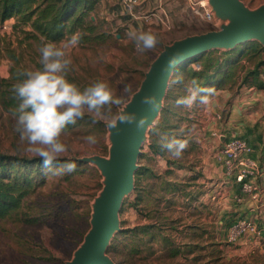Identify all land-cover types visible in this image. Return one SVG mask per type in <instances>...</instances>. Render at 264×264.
Masks as SVG:
<instances>
[{"label": "rangeland", "instance_id": "rangeland-1", "mask_svg": "<svg viewBox=\"0 0 264 264\" xmlns=\"http://www.w3.org/2000/svg\"><path fill=\"white\" fill-rule=\"evenodd\" d=\"M242 1L252 10L264 4V0ZM144 3L140 0L128 7L122 0H99L89 16L95 25L92 36L96 37L79 39L71 49L70 81L83 88L103 80L117 96L121 95L124 84L131 83L136 93L152 62L166 45L188 35L222 28L231 21L212 0H160L165 10L157 15L154 5L143 12ZM131 9L138 12L137 16L129 12ZM130 28L151 30L160 42L155 49L141 54L135 42L127 37ZM29 29L17 16L0 24V150L32 157L35 155L26 151L27 144L16 131L14 106L19 100L13 86L23 78V71L40 67L38 49L47 40L30 35ZM74 34L53 42L67 40ZM262 55H243L232 77L218 88L239 91L245 86L240 85L244 72ZM200 63L201 60L193 61L191 66L199 68ZM176 68L170 78L181 77L180 82L166 87L162 108L154 120L157 123L166 116L165 126L154 133L147 131L140 147L137 170L143 165L149 169L140 175L136 170L134 186L125 195L119 212L120 229L115 230L106 254L116 264H264V251L256 249L249 257L238 255L229 259L221 255L219 245L206 246L205 254H195L188 261L185 256L188 250L199 253L204 247L184 246L181 238L184 230L173 231L168 227L172 223L167 219V205L177 198L167 196L185 187L186 183L177 178L182 174L184 163H193L199 158L196 149L190 156L188 145L179 158H174L162 147L161 135L192 144L200 141V129L204 127L199 103L191 109L177 104L178 99L188 94L187 86L192 79L186 68ZM129 99L131 103L133 97ZM91 134L97 139L94 145L83 139ZM115 136L113 128L105 127L102 122L93 124L87 115L62 133L61 139L69 150L61 157L72 158L76 168L62 175L44 168L45 181L25 197L18 210L0 217V264H68L75 257L93 226L98 198L107 179L102 164L93 158H110ZM153 140L163 153L151 149ZM169 240L181 244L170 246Z\"/></svg>", "mask_w": 264, "mask_h": 264}, {"label": "crops", "instance_id": "crops-1", "mask_svg": "<svg viewBox=\"0 0 264 264\" xmlns=\"http://www.w3.org/2000/svg\"><path fill=\"white\" fill-rule=\"evenodd\" d=\"M159 1L144 0L142 11H149L154 5L155 14H160L165 8ZM129 12L133 16L138 14L132 9ZM212 90L210 104L200 108L204 121L200 129L202 137L197 143L187 144L190 156L196 149L199 159L184 163L182 174L177 178L186 183L185 187L167 196L177 198L167 205V219L172 223L168 227L173 231L184 230L181 237L184 246L204 247L199 253L188 250L185 254L188 261L195 254H205V247L211 245H219L221 255L229 259L238 255L249 257L256 249L264 251V88L245 85L235 93L224 87ZM235 136L246 138L254 147L251 155L261 167L256 178L260 187L257 198L244 192L241 183L225 172L221 148ZM170 167L176 169L173 164ZM241 217L255 219L262 233L242 235L229 242V229ZM167 244L179 246L181 243L169 240Z\"/></svg>", "mask_w": 264, "mask_h": 264}, {"label": "clouds", "instance_id": "clouds-1", "mask_svg": "<svg viewBox=\"0 0 264 264\" xmlns=\"http://www.w3.org/2000/svg\"><path fill=\"white\" fill-rule=\"evenodd\" d=\"M127 37L135 42L139 53L151 51L160 42L157 34L151 30L130 28ZM79 43V35L53 42L47 41L38 49L40 67L27 69L21 73L23 77L13 86L19 100L15 112L16 131L20 140L26 142V151L39 157L46 171L55 175L71 173L75 170L74 162L60 164L53 168L54 163L66 152L68 145L61 136L70 124H76L87 115L93 124L102 122L105 127L119 131L120 124H135L138 129L157 131L156 122L148 124L147 117L128 110L131 97L136 93L131 83L124 84L121 95L117 96L109 83L97 80L81 88L68 79L72 65L71 49ZM181 57L173 53L165 71L174 69ZM181 77L168 80V87L180 82ZM214 90L201 88L197 81L192 80L187 86V95L178 99L177 104L191 109L199 103L208 106ZM142 104L150 105L158 110L163 101L155 94L142 97ZM159 134V133H157ZM88 144L97 142L94 134L83 138ZM161 145L174 158H179L187 147V141L161 135Z\"/></svg>", "mask_w": 264, "mask_h": 264}, {"label": "water", "instance_id": "water-1", "mask_svg": "<svg viewBox=\"0 0 264 264\" xmlns=\"http://www.w3.org/2000/svg\"><path fill=\"white\" fill-rule=\"evenodd\" d=\"M212 2L230 17V23L219 29L179 38L166 45L152 62L141 87L133 97L128 110L147 117L149 125L153 123L162 106L153 110L150 105L141 103L142 97L155 94L163 100L168 80L180 63L215 47H234L251 39H259L264 44V4L252 10L242 0ZM173 53L178 54L181 59L174 69L165 71ZM146 128L147 125L144 129H138L135 124H120L119 131L114 129L116 136L111 157L93 158L102 164L107 179L98 198L93 226L68 264H116L106 254V250L115 230L120 229L119 212L125 195L134 186L140 147L146 139Z\"/></svg>", "mask_w": 264, "mask_h": 264}, {"label": "trees", "instance_id": "trees-1", "mask_svg": "<svg viewBox=\"0 0 264 264\" xmlns=\"http://www.w3.org/2000/svg\"><path fill=\"white\" fill-rule=\"evenodd\" d=\"M98 2L99 0H0V24L17 16L21 24L31 27L27 33L32 36L56 41L68 34L78 33L79 39L86 41L96 37L92 36L95 25L89 16ZM263 52L264 45L257 39H251L229 49H210L182 62L176 70L186 68L188 76L197 81L201 88H218L232 77L234 67L243 55H262ZM196 60H201L199 68L191 66ZM240 85L264 88V55L246 69ZM169 96L170 91L167 98ZM17 105L19 103H15V110ZM166 109L164 106L163 111ZM166 120V116L161 118L156 123V129L164 128ZM79 122L80 120L74 125H68L65 130L73 128ZM150 147L155 152L163 153L154 140L151 141ZM67 162L74 160L70 157H60L53 166ZM148 169L149 167L143 165L137 170V174L140 175ZM44 181V165L39 157L0 150V217L18 210L25 197Z\"/></svg>", "mask_w": 264, "mask_h": 264}, {"label": "built area", "instance_id": "built-area-1", "mask_svg": "<svg viewBox=\"0 0 264 264\" xmlns=\"http://www.w3.org/2000/svg\"><path fill=\"white\" fill-rule=\"evenodd\" d=\"M122 1L126 6L132 7L140 0ZM208 15L211 16L210 12ZM253 150L254 147L246 138L235 136L224 143L221 154L226 174L234 176L241 183L244 192H248L252 197L257 198L260 187L256 178L261 173V167L257 159L251 155ZM261 233V228L255 219L241 217L230 227L228 240L236 241L242 235L260 236Z\"/></svg>", "mask_w": 264, "mask_h": 264}]
</instances>
